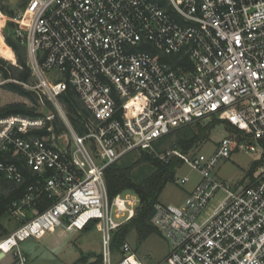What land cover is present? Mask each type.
Returning <instances> with one entry per match:
<instances>
[{"label":"built area","instance_id":"built-area-1","mask_svg":"<svg viewBox=\"0 0 264 264\" xmlns=\"http://www.w3.org/2000/svg\"><path fill=\"white\" fill-rule=\"evenodd\" d=\"M13 21L35 88L65 130L56 134L42 116L0 118V149H12L32 176L8 204L17 225L0 252L26 264L20 242L100 225L93 264H146L126 239L112 247L140 199L128 190L110 197L104 178L107 166L142 150L199 174L181 206L153 204L150 222L170 244L156 264H264V0H23ZM66 80L89 112L84 134L60 101ZM212 117L242 139L224 136L208 154L156 152L161 137ZM235 150L260 153L255 173L239 184L213 173ZM24 178L16 162L0 159V182Z\"/></svg>","mask_w":264,"mask_h":264},{"label":"rangeland","instance_id":"rangeland-1","mask_svg":"<svg viewBox=\"0 0 264 264\" xmlns=\"http://www.w3.org/2000/svg\"><path fill=\"white\" fill-rule=\"evenodd\" d=\"M1 4L0 57L10 63H15V53L6 44L5 36H10L13 39L16 38L14 32L16 25L13 21V16L15 12L22 7L23 0H4L1 1ZM9 11H12V16L7 14ZM9 22H13L14 26L11 27L8 25ZM25 87L31 90H38L37 103L34 104L17 93L5 90L2 85H0V106L13 102H21L29 107H33L35 112L42 114L40 116L44 117L47 121H51L53 118H58L61 121L56 108L51 103L49 104L46 102L42 92L35 88V80L33 77L28 84H25ZM215 119L216 118L214 117L205 118L192 124H188L194 129L196 128L195 125L199 124L201 127L207 129V133L205 137L195 141L189 148H187V150H184L182 144L176 141L177 131H173L156 143V152L176 147L182 149L189 155L198 152L208 154L215 149L217 142L224 136L236 137L237 140L242 139L241 134H235V131L232 128H228L224 123L216 121ZM149 155H151L152 158H159L154 153ZM259 157V152L235 150L227 160L219 162L213 173L216 177L227 182H239L243 179H247L251 169V162ZM171 159L175 158L172 157ZM117 164L126 166L129 169L133 180L137 182L151 175L155 170L150 161L142 158L140 150L132 151L123 156L117 161ZM255 171L256 169L253 173H255ZM180 176H188L189 181L184 185L175 183V179ZM198 180L199 174L196 171L190 169L187 165L177 163L175 165L172 181L164 186L159 194L158 201L166 205L172 204L175 206H181L186 198L187 189H189L194 183L198 182ZM2 184L3 183L0 184L1 187L3 186ZM221 198L222 192H218L205 208L203 216H208ZM141 206L142 204L140 201L136 206L135 214L140 210ZM0 222L9 232H11L17 225L10 216L6 215L0 219ZM2 238L4 237H0V239ZM124 239L129 242L140 259H146L144 260L146 264L158 263L168 254L170 249L168 240L164 238L160 232H153L142 241H138L135 231L130 229ZM19 247L26 255V264H81L82 257H85L86 255L97 257L100 253V225H94L84 231H66L64 228H56L52 232H46L45 235L39 239L31 237L20 242ZM10 262L13 264V256L11 253H6L1 259L0 264H9Z\"/></svg>","mask_w":264,"mask_h":264},{"label":"trees","instance_id":"trees-1","mask_svg":"<svg viewBox=\"0 0 264 264\" xmlns=\"http://www.w3.org/2000/svg\"><path fill=\"white\" fill-rule=\"evenodd\" d=\"M0 6L2 8L1 1ZM7 14L9 16L13 15L12 11H9V13ZM8 25L13 27L14 23L9 22ZM5 37L6 44L15 53L16 62L10 63L0 57V72L2 74V78L5 80V82H3L1 85L5 90L17 93L35 104L38 101V90H31L25 87V84H28L33 77L31 74L30 66L27 63L25 47L19 42L17 38L13 39L10 36ZM45 100L50 104V102L46 98ZM60 101L62 102L66 110V114L71 125L78 133L84 134L86 132V128L83 125V120L89 118V112L85 109L74 87L68 81L65 91L60 95ZM14 114L26 115L31 117L42 115L35 112L33 107H29L25 103L21 102H13L0 106V118ZM215 120L221 121L228 128H232L234 131H236V129L227 121L217 118ZM48 124H52L53 130L56 134L65 130L64 123L58 118H53V120L48 121ZM195 127L196 128L194 129L191 127V125H186L173 130L177 131L176 141L182 144V148L184 150H187V148H189L195 141L206 136L207 129L201 127L199 124H196ZM45 132L46 130H38V133ZM163 137H161L159 140H161ZM140 151L142 158L150 161V163L155 168L154 172L151 175L147 176L141 181L137 182L133 180L129 169L126 166L117 164V162L107 166L104 171L106 188L110 197H113L117 193L130 190L138 195L142 204L140 210L134 215V217L131 218V220H129L127 224L122 225L118 230L114 232L112 239V247L114 249L119 247L121 242L124 240L125 235L130 229L135 231L138 241H142L153 232H158L150 222L153 204L158 201L159 194L164 186L168 182L172 181L175 165L179 163L176 158H170L171 160L168 159L167 161H164L159 158H152L151 155H149L151 153L142 150ZM0 159H6L16 162L25 177L24 182L19 185L12 181L0 182V184L3 183V186H0L1 219L5 215L9 216L8 204L12 200L18 199L22 196L24 187L28 182H30L32 176L31 171L25 166L21 157L12 154V149H9L7 151L0 149ZM8 233L9 231L0 222V237H5ZM90 257H92V255H86L85 257H82L81 264H87V262L90 260ZM88 264H93V262H90Z\"/></svg>","mask_w":264,"mask_h":264},{"label":"crops","instance_id":"crops-1","mask_svg":"<svg viewBox=\"0 0 264 264\" xmlns=\"http://www.w3.org/2000/svg\"><path fill=\"white\" fill-rule=\"evenodd\" d=\"M256 160H258V159H255V160H253L252 162H251V169H250V172H249V174H248V176L249 175H251L252 173H253V171L256 169V166H257V163H258V161H256ZM254 162H256V163H254ZM246 181V179H243V180H241V181H239V182H233L234 184H239V183H244ZM195 185H196V183H194L189 189H187V191H186V193L188 194L191 190H193L194 188H195ZM6 254H4V256H5ZM3 256V257H4ZM3 257H1L0 258V261H1V259L3 258ZM95 257V256H94ZM93 258V256L92 257H90V259H92ZM11 261H12V258H11ZM81 263V262H80ZM9 264H12L11 262L9 263Z\"/></svg>","mask_w":264,"mask_h":264},{"label":"water","instance_id":"water-1","mask_svg":"<svg viewBox=\"0 0 264 264\" xmlns=\"http://www.w3.org/2000/svg\"><path fill=\"white\" fill-rule=\"evenodd\" d=\"M3 256H4V252H0V258L3 257ZM95 260H96V257H93L92 259H90V260L87 262V264L90 263V262H94Z\"/></svg>","mask_w":264,"mask_h":264},{"label":"bare ground","instance_id":"bare-ground-1","mask_svg":"<svg viewBox=\"0 0 264 264\" xmlns=\"http://www.w3.org/2000/svg\"><path fill=\"white\" fill-rule=\"evenodd\" d=\"M3 246L6 247L5 244H3Z\"/></svg>","mask_w":264,"mask_h":264}]
</instances>
